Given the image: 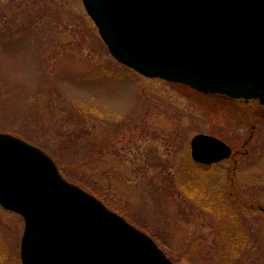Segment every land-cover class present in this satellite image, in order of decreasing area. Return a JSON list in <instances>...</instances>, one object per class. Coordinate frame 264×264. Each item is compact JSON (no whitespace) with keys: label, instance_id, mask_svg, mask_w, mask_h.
Instances as JSON below:
<instances>
[{"label":"rangeland","instance_id":"obj_1","mask_svg":"<svg viewBox=\"0 0 264 264\" xmlns=\"http://www.w3.org/2000/svg\"><path fill=\"white\" fill-rule=\"evenodd\" d=\"M241 106L117 61L81 0H0V131L41 147L174 264H264V114ZM198 133L234 162H195ZM23 226L0 205V264H21Z\"/></svg>","mask_w":264,"mask_h":264},{"label":"water","instance_id":"obj_2","mask_svg":"<svg viewBox=\"0 0 264 264\" xmlns=\"http://www.w3.org/2000/svg\"><path fill=\"white\" fill-rule=\"evenodd\" d=\"M110 53L149 77L264 104V0H82ZM193 160L231 155L216 136ZM0 204L22 215L21 264H173L145 232L66 180L40 147L0 132Z\"/></svg>","mask_w":264,"mask_h":264},{"label":"flooded vegetation","instance_id":"obj_3","mask_svg":"<svg viewBox=\"0 0 264 264\" xmlns=\"http://www.w3.org/2000/svg\"><path fill=\"white\" fill-rule=\"evenodd\" d=\"M197 93L203 94L204 96L213 97L214 99H216L220 103H232V104L243 105L239 109L244 111L245 113H249L251 111H253V112L256 111L260 115L264 114V104L259 103L257 99L232 98V97H229V96H227L225 94H221V93H201V92H197ZM232 155L226 159H232ZM226 159H223V160H226ZM232 161L234 162L233 159H232ZM215 163H218V162H215ZM215 163H209V164H203V165H212Z\"/></svg>","mask_w":264,"mask_h":264},{"label":"trees","instance_id":"obj_4","mask_svg":"<svg viewBox=\"0 0 264 264\" xmlns=\"http://www.w3.org/2000/svg\"><path fill=\"white\" fill-rule=\"evenodd\" d=\"M194 189H195V188H193V189L189 192V194L193 195L192 192H193ZM195 191H197V190H194V192H195Z\"/></svg>","mask_w":264,"mask_h":264}]
</instances>
